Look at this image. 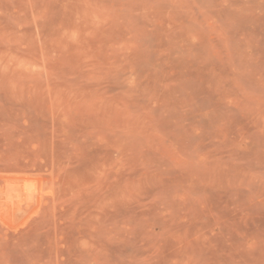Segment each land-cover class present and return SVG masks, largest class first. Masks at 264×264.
Segmentation results:
<instances>
[{"label": "rangeland", "instance_id": "374dc122", "mask_svg": "<svg viewBox=\"0 0 264 264\" xmlns=\"http://www.w3.org/2000/svg\"><path fill=\"white\" fill-rule=\"evenodd\" d=\"M0 264H264V0H0Z\"/></svg>", "mask_w": 264, "mask_h": 264}]
</instances>
